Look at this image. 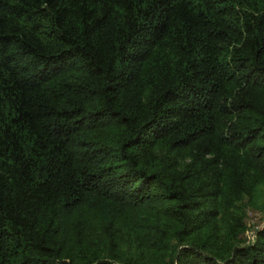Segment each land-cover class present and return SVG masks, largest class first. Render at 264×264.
Segmentation results:
<instances>
[{
	"label": "trees",
	"instance_id": "16d2710c",
	"mask_svg": "<svg viewBox=\"0 0 264 264\" xmlns=\"http://www.w3.org/2000/svg\"><path fill=\"white\" fill-rule=\"evenodd\" d=\"M264 0H0V264H264Z\"/></svg>",
	"mask_w": 264,
	"mask_h": 264
},
{
	"label": "rangeland",
	"instance_id": "374dc122",
	"mask_svg": "<svg viewBox=\"0 0 264 264\" xmlns=\"http://www.w3.org/2000/svg\"><path fill=\"white\" fill-rule=\"evenodd\" d=\"M247 224L249 230L246 233V239L248 242H253L257 231L264 229V212L250 211Z\"/></svg>",
	"mask_w": 264,
	"mask_h": 264
}]
</instances>
